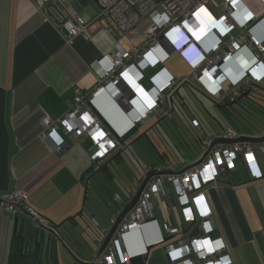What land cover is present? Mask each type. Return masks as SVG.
<instances>
[{
    "label": "crops",
    "instance_id": "crops-1",
    "mask_svg": "<svg viewBox=\"0 0 264 264\" xmlns=\"http://www.w3.org/2000/svg\"><path fill=\"white\" fill-rule=\"evenodd\" d=\"M67 1L79 15L92 18L97 13L96 0ZM61 8L57 0H46L42 8L37 7L33 0H0V193L26 191L31 205L48 218L51 224L63 222L65 226L81 232L86 239H89V235H94L93 231L95 233L98 231L102 238L105 232H102L100 227H110L111 216L131 199H127V195L138 188L124 185L122 174H114L116 168H110L112 160L120 163L121 150L118 151L116 147L102 160L94 162L91 156L95 147L91 139L86 134L79 136L66 134L61 128L57 131L64 142L56 149L52 143L44 139L46 129L41 119L47 116L51 120H56L65 114L70 102L73 101L75 88L82 92H91L98 84L100 71L110 63V52L114 43L117 42L121 47L128 49L139 41V36L134 34L133 37H129L106 17L99 19L100 26L90 38L77 35L68 40L63 26L55 19L57 10ZM262 23L254 26L252 32L262 40L264 46V22ZM240 54L249 53L244 50ZM240 54L236 57L239 62L242 61ZM177 57L181 56L176 53L172 59L175 60ZM168 61L167 59L162 65L174 75L169 67L170 63L167 64ZM231 66L235 67L233 63ZM235 69L239 72L241 67L237 66ZM155 70L156 67L144 69L143 76L138 80L147 90L152 86L149 77ZM174 77L179 79L186 76ZM188 82H177L172 88L165 89L161 107L158 106L157 110L149 113L147 118L140 122L139 129L127 139L133 145L144 141L150 146L153 143L152 138L150 140L144 136L140 137L142 132L146 131L149 137L152 133L158 135L165 143V149L160 151L157 146V151L162 153L161 161L152 165L158 166L167 160L181 167L198 159L205 147L200 140L203 138L215 140L221 131L216 125V128L210 129V133L206 134L200 117L193 114L188 117V121L197 133L194 142L199 143V146H193L196 150L199 148V151L196 152L190 147L192 145L188 144L189 148L185 149L188 150L190 158L185 157L176 161L166 158L170 155L171 149L157 129V124H161L160 118L169 116L170 125L176 128L172 132L178 134L176 136L179 142L171 140L177 150L180 144L186 146L191 139L181 129L186 128L183 120L174 112L184 104L185 92L182 89L189 92L186 88ZM191 84L194 86L195 83ZM262 84L264 85V81ZM193 86L192 88H197ZM225 87L229 88V85ZM193 91L195 92L194 89ZM196 91L204 93L203 89ZM143 97V94H137L140 102ZM104 100L105 97L99 101L103 105H108ZM128 109L130 104H126V110ZM193 117L199 119L201 132L191 124ZM212 119L213 116L208 120ZM260 131L264 133V127H260ZM260 133L245 134L256 136ZM143 145L145 144L137 147L134 145L139 155H145ZM253 148L263 173L260 179L250 178L243 160L239 157L232 171L221 173L217 181L210 182L204 187L216 224L211 235L221 236L224 240L226 252L231 259L230 264H264V152L258 149L256 143H253ZM96 168H99V173L101 172L107 183L104 181L98 183L91 192L86 193L85 198V178ZM168 187L173 193L171 183ZM115 196L120 199L119 202H116ZM170 199L171 205H167L158 195L152 196L155 202L154 216L159 221L179 217L178 203L171 197ZM84 202L90 207L88 213L80 212ZM16 218L17 231L14 232ZM30 221L31 217L21 210L15 214L9 211L0 212V264H8L12 251H18L21 246L19 236L22 233L25 236L24 242L29 241L30 246L34 247L36 242L40 243V255L45 260L43 264H79L60 244L56 247L54 243L47 249L45 243L50 234L43 227L32 223L33 236L31 240H27ZM185 229H188L187 225ZM190 230L191 228L188 231ZM157 235L155 226H145L141 243L137 244L135 249H140L146 240ZM67 242H70L68 238ZM92 246L96 247L93 244ZM90 252L89 250L88 253H82L81 256L87 254L90 256ZM142 255L147 258L144 264H183L180 260L172 261L170 253L162 244L150 245L147 252Z\"/></svg>",
    "mask_w": 264,
    "mask_h": 264
},
{
    "label": "built area",
    "instance_id": "built-area-1",
    "mask_svg": "<svg viewBox=\"0 0 264 264\" xmlns=\"http://www.w3.org/2000/svg\"><path fill=\"white\" fill-rule=\"evenodd\" d=\"M57 1L62 8L57 10L55 19L63 26L68 40L77 35L90 38L100 26L99 19L108 17L129 37L138 34L139 41L128 49L114 43L110 63L100 71L95 88L91 92L75 88L73 101L65 114L56 120L42 117L41 123L46 129L43 137L56 149L64 142L58 129L76 136L86 134L95 147L91 159L101 160L112 148L101 138L103 133L95 127L97 121L92 120L94 112L89 104L92 96L105 90L121 94L129 88L143 94L142 102L135 95L128 98V101L144 106L139 115L131 118V124L143 122L150 112L161 107L165 89L172 88L177 82L187 81L184 77L175 78L162 65L174 53L179 54L190 67L189 79L200 84L205 94L212 97H219L225 92L224 83L230 85L233 99L241 94V85L247 88L264 81V46L262 40L252 33L254 26L264 22V0H96L98 9L92 18L79 15L67 0ZM33 2L42 8L46 0ZM244 50L251 55L252 62L238 72L235 68L240 66V62L236 57ZM148 67H156V70L149 77L152 86L146 91L139 89L137 81ZM191 124L202 131L198 119L191 118ZM238 136L240 134L235 128L227 126L217 137L233 139ZM211 140H200L204 150ZM115 141L114 148L126 149L118 138ZM256 146L264 152V141L256 143ZM130 155H133L131 151ZM239 157L251 179L263 176L253 143L246 140L215 143L200 162L183 171L180 169L187 164L178 167L167 160L158 166L133 162L139 171V175L132 178L136 187L151 168L171 172L156 174L147 181L136 203L128 211V219L119 223L103 251L90 258L92 264H129L133 255L145 254L146 248L128 249L123 244L126 233L141 224L155 226L158 230L157 237L148 239L146 245L162 244L172 261L230 264L224 240L221 236L211 235L216 224L204 187L217 181L221 173L232 171ZM134 160L137 159L132 158ZM170 183L173 193L168 187ZM132 195L133 192H130L127 199ZM156 195L167 205H171V197L179 206V217L160 221L162 233L154 224L156 216L152 196ZM115 199L119 202L117 196ZM20 210L28 213L38 227L52 225L30 204L26 191L0 193V212L15 214Z\"/></svg>",
    "mask_w": 264,
    "mask_h": 264
},
{
    "label": "water",
    "instance_id": "water-1",
    "mask_svg": "<svg viewBox=\"0 0 264 264\" xmlns=\"http://www.w3.org/2000/svg\"><path fill=\"white\" fill-rule=\"evenodd\" d=\"M186 88H187V86H186ZM240 88L242 89L241 94L237 97L236 100L228 103V105H231L232 103H237L238 100L246 98L249 93H251L252 91H254L256 89L264 90V86H261L260 84H254V85H251L247 88H244V86L241 85ZM189 92L193 93L192 90H189ZM170 100L171 101L173 100V95L170 96ZM213 118H215V117H213ZM215 119L217 120V118H215ZM218 123H219V121H218ZM219 124H220V126H219L220 130H222V128H223L222 124L221 123H219ZM139 127H140V123H136L135 126H133L131 129H129L127 132H125L121 137H119L120 143L124 144V142L134 132H136L139 129ZM141 136H144L147 139H150V137L148 136V133L146 131L142 132V135H140V137ZM244 140L250 141L252 143L262 142V141H264V133L260 134V135H256V136L255 135L242 134V135L238 136L237 138H233V139H226V138L217 137L215 140H212L210 142L209 147L203 152V154L197 160H195L191 163H188L186 166H184V168H181L180 171H183L184 169L200 162V160L207 153L208 149L217 142L228 143V142H233V141H244ZM95 161H98V159H94V162ZM98 170H99V168H96L95 170H93L90 173V175H88L85 178V185H84L85 198H86V193L88 192V190L95 188L98 183H101V181H103L101 176L98 174L99 173ZM169 172H171V171L170 170H159L158 168H151L150 170H148L145 174V177L142 179L141 183L139 184L138 188L136 189V191L135 192L131 191V192H133L131 199L129 201H127L123 205L122 208L118 209L117 212H115L114 216H111L112 220H111L110 227L105 228L104 226H101V231L105 232V233H103L104 235L102 238H100V236L93 231L94 235L93 236L89 235L90 236L89 239H86L83 235H81V232L74 231L73 227L69 228V227L65 226L63 224V222H60L59 224H52L51 226H44L43 229L50 234V236L48 235L46 243H45L47 249L54 243H55L56 247H57V244H60L62 247H64L72 255V257L79 264H92L90 258L94 255H99L103 251L106 244L109 242L110 238L113 236L114 231L118 227L119 223L122 221V217L129 210H131L132 207L134 206V204L136 203L137 199L139 198L141 190L143 189V187L145 186V184L147 183L149 178L152 175L161 174V173H169ZM118 200L120 201L119 198H118ZM89 211H90L89 205L84 202V206L82 207L80 212L81 213H84V212L88 213ZM17 222H18V220L16 218L15 225H14V232L17 231ZM32 223H33V221L31 220L29 222V225H28V230H27L28 233L26 236V237H28L27 240H29V239L31 240L32 236H33V234H32L33 229L31 227ZM58 228H60L61 230L60 229L58 230ZM102 228H103V230H102ZM34 234H35V239H36L37 231ZM67 238L70 240V242H67ZM24 239H25V236L22 233L20 235L21 246L19 249L20 250L19 256L21 258L20 259H11L8 262V264H34L32 258H35V257L37 259L36 264H42L41 258H40L41 257V255H40L41 254L40 243L36 242V246L32 247V246H30V242L26 241V243H25ZM167 239H169V237H167ZM92 244L96 247H93ZM34 249L36 251V255L33 252ZM89 250L91 251L90 256H87L88 254L81 256L82 253H88ZM76 252H79V254ZM23 257L25 258L24 261H22ZM146 259L147 258L145 256H143L142 254H139L137 256L131 257L129 260V263L130 264H144Z\"/></svg>",
    "mask_w": 264,
    "mask_h": 264
},
{
    "label": "rangeland",
    "instance_id": "rangeland-1",
    "mask_svg": "<svg viewBox=\"0 0 264 264\" xmlns=\"http://www.w3.org/2000/svg\"><path fill=\"white\" fill-rule=\"evenodd\" d=\"M173 55L176 56V53L172 54L171 57L168 59L169 61L167 62V64L170 63L169 67L173 70V74L176 76H179V75L187 76V75H189L190 74V69H189L190 67L185 64L184 60L181 57H177V59L173 60L172 59ZM191 81L192 80H190L188 83L191 84L192 82H194L195 83L194 86L197 87V88H195L191 84L194 87L193 89L195 90V92L190 93V92H186L185 89H182L183 92H185V94H184V97H185L184 102L185 103L181 104L180 108L178 107L176 110H174L177 117L183 120V125L186 127V128L181 127V129H183L191 138L188 140L186 146H184L183 144H180V146L178 148L179 150H177V147L175 146L173 140H171V139H174L177 143L179 138H177V136H176V135H178L177 133L172 132V130H174L176 128L174 126L170 125L169 118H168L169 116H166L165 118H160L159 121L161 122V124H157V129L159 130V132H161L162 138L169 144L170 147L168 146V148L171 149L170 155H168L166 158H168L172 161L183 160L185 157L190 158V156L188 154V150L185 149V147L189 148L188 144L192 145L190 147L193 150H196L193 145L199 146V143L194 142L195 136H197V133L194 131V129L189 124V121H188L189 116L196 114L200 117V121L202 123V126H203L206 134L210 133V131H211L210 129L216 128L217 126L219 128V126H220V124L218 123V121L215 118H213L212 120H208V119H210L211 116L216 117L221 122V124H225L224 121L220 120L219 112L217 111L216 108L214 109V107H213L214 105L211 103L210 97H206V96H204V94H201L198 91H196V90L200 89V85L195 81H192V82ZM227 84L228 83H224L223 85L226 86ZM188 89L192 90L189 88V86H188ZM254 116H256V115H254ZM177 122H178V120H177ZM150 138H152V142H153V143H151L150 146H147L146 145L147 143H145L144 141H142V142L139 141L138 143L134 144L137 147L140 144L144 143L145 145H143L142 148L145 150V155H139L137 153L136 149L134 148L135 146L133 145V143L131 141L127 140L126 149H122L120 152V156L122 158L120 160V163H117L115 160H112V162H110V165H111L110 168H113V167L116 168L114 174H122V177L124 180V185L128 184V185H131L132 187H136L132 182V178L134 176H138L139 171H138L136 165L133 163L132 158L137 159L140 163L150 164V165L153 163L158 164L161 161L160 156L162 153H159L157 151V148L159 147L158 149L160 151L164 150L165 149V143L155 133H152ZM120 149H121V147H118V151ZM198 149L199 148H197L196 152L199 151ZM130 151L134 156L130 155ZM148 152H150V153H148ZM146 153H148V154H146ZM100 176H101V174H100ZM101 178L105 183H107V181L103 175L101 176ZM88 191L91 192V190H88ZM118 195L121 198L123 197L120 194H118ZM96 233L98 234V231Z\"/></svg>",
    "mask_w": 264,
    "mask_h": 264
},
{
    "label": "clouds",
    "instance_id": "clouds-1",
    "mask_svg": "<svg viewBox=\"0 0 264 264\" xmlns=\"http://www.w3.org/2000/svg\"><path fill=\"white\" fill-rule=\"evenodd\" d=\"M165 68L167 69V67H165ZM240 72H241V70H240ZM186 82H188V81H186ZM260 84H262V83H260ZM137 85H139V89H144V90L148 91L142 85V83L140 81L139 82L137 81ZM227 85H229V84H227ZM201 88H202V86L200 85V90L202 91ZM229 88H231L230 85H229ZM229 88H226V89H229ZM203 92H204V90L202 91V93ZM225 92H226V90H225ZM225 92H222V94H224ZM137 94H138V92H136L135 90L130 89V88L127 92H123L121 94H119V92H112L109 90H105V91H100L97 94L93 95L90 102H89L90 107L92 108V110L94 112V114H92V120H93V122L97 121V125L95 127L97 128V130H100L103 133L101 138H103L104 142H106L107 146L110 145L112 149H114V147L116 145V141H115L116 138L119 139V137H121L125 132H127L129 129H131L133 126H135V124L137 123L136 122L134 124H131V121H132L131 118L139 115L140 111L136 108V102H134L133 100L128 101V98H131V95H135V97L137 98ZM206 96L209 97V95H206ZM103 97L106 98V100H104V102L108 105H103L99 101L100 98L102 99ZM125 101H126V103H125ZM126 104L127 105L130 104V109L126 110ZM111 150H109V151H111ZM195 160H197V159H195ZM195 160H193V161H195ZM98 161H100V159H98ZM193 161H191V162H193ZM191 162H188V163H191ZM155 221L156 222H154V224L159 228L160 232L162 233L161 228H160V221L157 219V217H156ZM145 226L146 225H144V224L135 225L126 233L125 239L123 240V244L126 248L132 249V248L136 247L137 244L141 243L142 236H143V230L145 229ZM100 229H101V227H100ZM146 242H147V240L141 245V248L142 249L146 248V250H148L150 245H146Z\"/></svg>",
    "mask_w": 264,
    "mask_h": 264
},
{
    "label": "trees",
    "instance_id": "trees-1",
    "mask_svg": "<svg viewBox=\"0 0 264 264\" xmlns=\"http://www.w3.org/2000/svg\"><path fill=\"white\" fill-rule=\"evenodd\" d=\"M189 77H190V74L186 76L185 79L187 81H190ZM260 85L264 86L263 84H260ZM186 86L187 88L189 86V88L192 89L193 91V88L189 83H187ZM231 93H232V89L229 88V89H226V92L224 94H221L219 97H210L214 107H216L217 111L219 112L220 120L225 122V124H222V127L223 128L227 126L233 127L237 131L239 130L238 132L240 135L245 134L246 132L250 134L260 133L261 132L260 127H264V90L256 89L252 91L251 93H249L246 98L238 100L237 103H232L231 105H228V103L233 102L238 97L236 96L235 98L231 99ZM203 94L205 96L207 95L205 93ZM239 104L243 108H236L235 112L232 113L230 108L234 107L233 105L239 106ZM219 123L221 122L219 121ZM19 249L20 247L18 248V251ZM33 252L36 255L35 249ZM16 253H17L16 251L14 252L12 251L11 259L14 257V254Z\"/></svg>",
    "mask_w": 264,
    "mask_h": 264
},
{
    "label": "bare ground",
    "instance_id": "bare-ground-1",
    "mask_svg": "<svg viewBox=\"0 0 264 264\" xmlns=\"http://www.w3.org/2000/svg\"><path fill=\"white\" fill-rule=\"evenodd\" d=\"M262 24H263V23H262ZM252 33H253V35L256 36V34H255L254 32H252ZM239 57H241L240 59L242 60V61H240V67H242V68H243L246 64H249V63L252 62V57H251L249 54H248V55L240 54ZM223 69H225V68H223ZM223 69H222V71H223ZM136 108H137L139 111H143V110H144V106H143V104H141V103H136ZM154 176H155V175H152V176L149 178L148 181H150L151 178L154 177ZM128 217H129V212H127V213L122 217V220H127ZM136 256H137V255H136ZM132 257H134V256H132Z\"/></svg>",
    "mask_w": 264,
    "mask_h": 264
},
{
    "label": "flooded vegetation",
    "instance_id": "flooded-vegetation-1",
    "mask_svg": "<svg viewBox=\"0 0 264 264\" xmlns=\"http://www.w3.org/2000/svg\"><path fill=\"white\" fill-rule=\"evenodd\" d=\"M234 107H232V108H230L231 109V112L232 113H234L235 112V109L236 108H243L240 104H239V106H235V105H233ZM27 214V213H26ZM28 215V214H27ZM29 216V215H28ZM19 254H20V250L19 251H17V253L16 254H14V257L12 258V259H20L21 257L19 256ZM41 258V263L43 264V258L42 257H40ZM24 257L22 258V261H24ZM32 260H33V262H34V264H36V261H37V259L36 258H32ZM44 262H45V260H44Z\"/></svg>",
    "mask_w": 264,
    "mask_h": 264
}]
</instances>
